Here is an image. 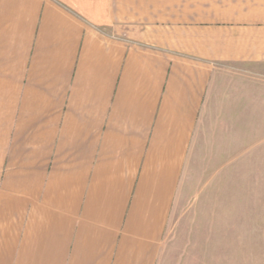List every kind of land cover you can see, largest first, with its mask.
Instances as JSON below:
<instances>
[{
	"label": "crops",
	"instance_id": "0c3cea01",
	"mask_svg": "<svg viewBox=\"0 0 264 264\" xmlns=\"http://www.w3.org/2000/svg\"><path fill=\"white\" fill-rule=\"evenodd\" d=\"M262 88L264 0H0V264H157Z\"/></svg>",
	"mask_w": 264,
	"mask_h": 264
},
{
	"label": "rangeland",
	"instance_id": "374dc122",
	"mask_svg": "<svg viewBox=\"0 0 264 264\" xmlns=\"http://www.w3.org/2000/svg\"><path fill=\"white\" fill-rule=\"evenodd\" d=\"M249 132L192 153L157 264H264V88Z\"/></svg>",
	"mask_w": 264,
	"mask_h": 264
}]
</instances>
